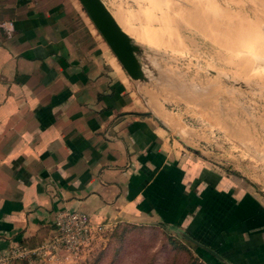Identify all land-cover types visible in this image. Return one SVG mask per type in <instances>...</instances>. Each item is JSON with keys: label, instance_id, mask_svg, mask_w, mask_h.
<instances>
[{"label": "crops", "instance_id": "0c3cea01", "mask_svg": "<svg viewBox=\"0 0 264 264\" xmlns=\"http://www.w3.org/2000/svg\"><path fill=\"white\" fill-rule=\"evenodd\" d=\"M146 95L80 0H0V249L38 244L70 209L174 224L224 258L172 233L206 264H264L263 188Z\"/></svg>", "mask_w": 264, "mask_h": 264}, {"label": "rangeland", "instance_id": "374dc122", "mask_svg": "<svg viewBox=\"0 0 264 264\" xmlns=\"http://www.w3.org/2000/svg\"><path fill=\"white\" fill-rule=\"evenodd\" d=\"M104 1L165 72L135 81L151 105L183 115L195 126V149L213 150L264 192V9L255 0ZM241 19L248 24L237 25ZM172 233L169 227L113 224L68 264H166ZM178 257L182 264L189 253Z\"/></svg>", "mask_w": 264, "mask_h": 264}, {"label": "water", "instance_id": "95a60500", "mask_svg": "<svg viewBox=\"0 0 264 264\" xmlns=\"http://www.w3.org/2000/svg\"><path fill=\"white\" fill-rule=\"evenodd\" d=\"M80 2L122 67L134 81L149 82L151 73L158 77L165 75V72L148 58L146 48L138 44L121 27L104 0H80ZM209 71L215 73L213 70ZM222 77L225 79L224 76ZM237 85L253 90L252 87L243 83H237ZM170 228L185 240L201 246L219 259L224 260L216 250L200 242L186 230L174 224L170 225Z\"/></svg>", "mask_w": 264, "mask_h": 264}, {"label": "built area", "instance_id": "2783aa9c", "mask_svg": "<svg viewBox=\"0 0 264 264\" xmlns=\"http://www.w3.org/2000/svg\"><path fill=\"white\" fill-rule=\"evenodd\" d=\"M55 232L36 245L13 242L0 249V264H10L17 259H50L58 252H65L69 259L81 256L92 244L97 234L109 225L93 222L80 210L60 209L55 214Z\"/></svg>", "mask_w": 264, "mask_h": 264}, {"label": "trees", "instance_id": "16d2710c", "mask_svg": "<svg viewBox=\"0 0 264 264\" xmlns=\"http://www.w3.org/2000/svg\"><path fill=\"white\" fill-rule=\"evenodd\" d=\"M169 239L172 244V248L174 250H173L172 258L169 259L166 264H178L179 262L178 253L180 252H186L187 254L189 253V257L181 261L182 264H206L204 261L200 260L198 256L192 253V249L190 248V246L192 245L191 243H189L190 244L189 246V244H186L185 242L181 241L179 238L169 237ZM20 242L23 244H28L27 242L22 240Z\"/></svg>", "mask_w": 264, "mask_h": 264}, {"label": "bare ground", "instance_id": "6f19581e", "mask_svg": "<svg viewBox=\"0 0 264 264\" xmlns=\"http://www.w3.org/2000/svg\"><path fill=\"white\" fill-rule=\"evenodd\" d=\"M258 2V4L264 9V0H255ZM191 4V3H190ZM110 9V8H109ZM111 10V9H110ZM112 11V10H111ZM113 13V11H112ZM113 15L115 16V18L117 19V21L119 22V24L121 25V27L127 32L125 25L123 24V22L113 13ZM192 17V16H191ZM236 24H240L241 26L244 24H248L246 21L244 22L243 19L241 20H237ZM251 25V24H250ZM245 26V25H244ZM128 33V32H127ZM129 34V33H128ZM130 35V34H129ZM131 36V35H130Z\"/></svg>", "mask_w": 264, "mask_h": 264}]
</instances>
